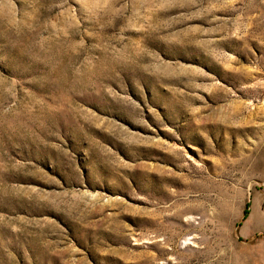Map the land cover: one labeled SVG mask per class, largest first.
<instances>
[{"label":"rangeland","instance_id":"374dc122","mask_svg":"<svg viewBox=\"0 0 264 264\" xmlns=\"http://www.w3.org/2000/svg\"><path fill=\"white\" fill-rule=\"evenodd\" d=\"M0 264H264V0H0Z\"/></svg>","mask_w":264,"mask_h":264}]
</instances>
